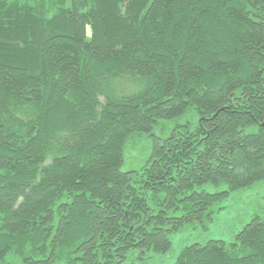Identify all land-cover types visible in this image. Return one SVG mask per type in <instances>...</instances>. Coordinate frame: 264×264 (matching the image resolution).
I'll use <instances>...</instances> for the list:
<instances>
[{
	"label": "trees",
	"instance_id": "1",
	"mask_svg": "<svg viewBox=\"0 0 264 264\" xmlns=\"http://www.w3.org/2000/svg\"><path fill=\"white\" fill-rule=\"evenodd\" d=\"M262 179L264 0H0V264H146ZM169 264H264V215Z\"/></svg>",
	"mask_w": 264,
	"mask_h": 264
},
{
	"label": "rangeland",
	"instance_id": "2",
	"mask_svg": "<svg viewBox=\"0 0 264 264\" xmlns=\"http://www.w3.org/2000/svg\"><path fill=\"white\" fill-rule=\"evenodd\" d=\"M196 122L197 114L192 109L177 118L160 120L151 134H143L125 147L121 170L138 169L145 163L150 154L152 136L166 135L178 124L188 123L193 129ZM207 188L209 189L208 186ZM212 210L210 215L205 213L203 218L187 222L181 229L171 233V248L168 254L154 256L146 264L172 263L185 243H205L206 240L216 239L226 243L231 241L233 234L250 221L252 216L264 215V179L246 189L227 193L221 200L215 201Z\"/></svg>",
	"mask_w": 264,
	"mask_h": 264
}]
</instances>
